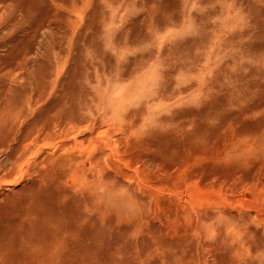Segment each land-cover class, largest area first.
Returning <instances> with one entry per match:
<instances>
[{
    "label": "rangeland",
    "instance_id": "374dc122",
    "mask_svg": "<svg viewBox=\"0 0 264 264\" xmlns=\"http://www.w3.org/2000/svg\"><path fill=\"white\" fill-rule=\"evenodd\" d=\"M0 264H264V0H0Z\"/></svg>",
    "mask_w": 264,
    "mask_h": 264
},
{
    "label": "bare ground",
    "instance_id": "6f19581e",
    "mask_svg": "<svg viewBox=\"0 0 264 264\" xmlns=\"http://www.w3.org/2000/svg\"><path fill=\"white\" fill-rule=\"evenodd\" d=\"M32 4V3H31ZM33 5V4H32ZM30 6V5H29ZM34 6V5H33ZM26 25V24H25Z\"/></svg>",
    "mask_w": 264,
    "mask_h": 264
}]
</instances>
